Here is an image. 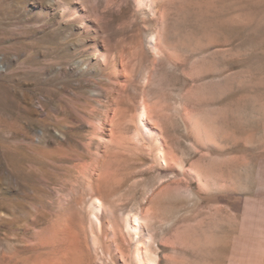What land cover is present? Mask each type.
Wrapping results in <instances>:
<instances>
[{"label": "rangeland", "instance_id": "374dc122", "mask_svg": "<svg viewBox=\"0 0 264 264\" xmlns=\"http://www.w3.org/2000/svg\"><path fill=\"white\" fill-rule=\"evenodd\" d=\"M102 212L142 217L127 264H264V0H0V264L65 216L69 264H123Z\"/></svg>", "mask_w": 264, "mask_h": 264}, {"label": "bare ground", "instance_id": "6f19581e", "mask_svg": "<svg viewBox=\"0 0 264 264\" xmlns=\"http://www.w3.org/2000/svg\"><path fill=\"white\" fill-rule=\"evenodd\" d=\"M149 116H150L149 108L145 104L143 106L142 115L140 116L139 121H138L139 127L144 129L145 131L149 130L148 125H147L148 122H146V120L149 119ZM160 154H162V153H160ZM160 157H161V155H160ZM161 158H163V157H161ZM90 184H91V182H90ZM93 193L94 192H92L91 195ZM92 199L95 200L94 207L96 208V210L101 212V210L104 207L103 200L101 198H98L97 194ZM141 218L142 217H140L137 213L129 215L125 219V228H120L119 225L116 224L117 222L115 220H113V219L108 220L105 217L104 213L102 212V219L101 220H99L97 222H91L89 224V226H87L86 224H85L86 226H84L86 229V234H87L86 236H87V240H88L87 243H88L89 248L95 250V252H99V246H100L99 235H105L106 234L110 238L109 240L111 242H109L110 244L108 247H106V249L101 248L102 253L105 254L104 258L107 257L111 261V263H113L114 261H117V262H122L123 264H127L126 262H124V259H123L124 258V254H123L124 252H123V249L121 247L123 244L124 238H126V236H127L125 233V230L132 237L133 240L137 239L138 236H140L139 233L141 232V228H142V219ZM47 237L48 238H46V240H44V241L42 240L43 241L42 245H45L46 247H48V244L50 241H51L50 242L51 244L52 243H58V242H60V243L66 242L65 244L68 243V245H67L68 251L66 254L62 255L61 257L59 255V257H57V258L51 259L50 261H45L41 264H69L68 263L69 257L70 258L72 257V259H74L75 257L77 258V255L74 256V254H77L78 252L80 253V255H78L79 257L81 255H83V253L80 249L81 247L79 245L80 244V235H79L78 231L75 229V226L73 225L71 218L65 216L63 219L58 221L57 224H55L53 226V230H52V233L50 234V236H47ZM139 242H138V244H139ZM140 246L137 245L138 248L137 249L135 248L136 250H134V261L136 264H146L147 260L144 259V253H146V252L143 251L144 249L142 248V245H140ZM63 247H64V244H63ZM96 257H97V255H96ZM105 260H107V259H105ZM74 261H76V260H74ZM101 261L104 262L103 258ZM71 262H73V261H70V263ZM107 262H104V263L108 264Z\"/></svg>", "mask_w": 264, "mask_h": 264}]
</instances>
